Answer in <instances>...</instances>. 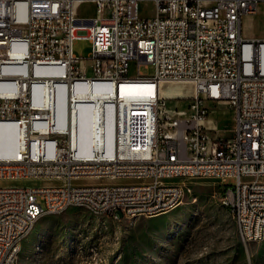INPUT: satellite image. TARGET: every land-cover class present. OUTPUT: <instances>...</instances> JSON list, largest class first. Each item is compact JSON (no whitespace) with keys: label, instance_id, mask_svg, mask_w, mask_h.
I'll return each instance as SVG.
<instances>
[{"label":"built area","instance_id":"1","mask_svg":"<svg viewBox=\"0 0 264 264\" xmlns=\"http://www.w3.org/2000/svg\"><path fill=\"white\" fill-rule=\"evenodd\" d=\"M142 1L153 2L150 15H141ZM262 2L0 0V126L16 134L13 153H0V179L41 180L36 187H0V264H13L43 210L83 205L132 219V211L174 209L185 194L177 170L218 181L220 203L243 245L263 240L264 39L241 34L242 17ZM84 3L94 6L93 16L78 15ZM77 38L90 42L87 58L73 53ZM149 63L154 73L142 74L139 66ZM134 81L188 83L197 101L226 102L230 135L205 124V105L162 132L159 94L150 97L151 119L139 122L134 107L141 100L127 105L113 97ZM86 87H96L98 98L110 88L102 99L114 101L112 111L107 104L94 110L88 139L79 134ZM228 177L236 183L225 184Z\"/></svg>","mask_w":264,"mask_h":264},{"label":"rangeland","instance_id":"2","mask_svg":"<svg viewBox=\"0 0 264 264\" xmlns=\"http://www.w3.org/2000/svg\"><path fill=\"white\" fill-rule=\"evenodd\" d=\"M141 15H150L154 4L142 1ZM95 14L94 6L84 3L80 17ZM245 38L264 39V2L251 15L241 19ZM91 44L86 38L73 41L75 55L87 58ZM131 64L129 74L135 73ZM139 71L154 73L153 64H141ZM137 86L139 82H130ZM149 91H131L125 99L149 96ZM131 86V88H132ZM149 92V93H148ZM108 93V91H107ZM162 96L157 101L162 132H172L170 124L179 118L189 120L195 106L208 109L207 122L223 137L230 135L233 113L226 102L197 101L192 86L183 82L162 83ZM129 95V97H128ZM151 95V94H150ZM135 118L141 112H134ZM185 194L174 209L153 216L115 219L94 214L83 207L72 206L61 213H44L23 237L18 264H264V237L246 246L240 240L230 210L220 203L222 185L210 178L191 177L182 180ZM236 183L228 177L227 185ZM40 179H0V187H36Z\"/></svg>","mask_w":264,"mask_h":264},{"label":"bare ground","instance_id":"3","mask_svg":"<svg viewBox=\"0 0 264 264\" xmlns=\"http://www.w3.org/2000/svg\"><path fill=\"white\" fill-rule=\"evenodd\" d=\"M135 82V81H134ZM140 84L137 86H132L131 83H124L121 84L120 87H118V89L115 90V93L113 94V97L115 99V101L119 100L120 97V101H124V103H127V105L130 104V100L132 99H139L141 100L140 102L138 101L137 106H135L134 108H137L138 112H141V114H137L139 117V122H147L151 119L152 113H153V108L150 105V97L152 95H154L155 97L157 96V94H161L162 96H164L162 94V84H160L159 86H153L150 83H146V82H139ZM149 84L151 86V90L152 92H148L149 96L144 95L143 97L137 98V97H133V98H128L125 99V97L127 96L128 93H130L131 91H135V92H143L144 90L149 91ZM132 86V88H131ZM82 87V86H80ZM84 89V91L87 94V102L85 104H82L79 107V121L82 124L83 129H80V137L88 139L90 138V122L92 120L93 117V113L94 110H96V108L98 106H100L101 104H107L108 108L112 111L113 109V105H114V101L110 100V99H102L104 97H107L109 95H111V89L110 88H106V91H104V94L101 96V98H98L97 96H95L94 94H96L97 92V88L96 87H90V88H82ZM108 91V93H107ZM151 94V95H150ZM129 97V95H128ZM123 105V104H122ZM143 118V119H142ZM137 119V118H136ZM142 125V123H141ZM209 125H212V122H210ZM214 122H213V126H214ZM159 126H161V124H159ZM16 142V134H15V128L12 126L9 127L7 125H3L0 126V153L3 155H10L12 154V150L11 148L14 147ZM191 177H195L194 174H192V172H190L189 170H177L176 171V178H183L187 179V178H191ZM74 206H79V207H83V205H74ZM231 212V211H230ZM44 213H52L51 210H43V214ZM143 215V211H132V219ZM153 215H157V214H149L148 216H153ZM112 216V215H111ZM36 222V220H35ZM34 222V224H35ZM33 224V226H34ZM33 226L31 227V229L33 228ZM26 235V234H25ZM24 235V236H25ZM264 237V224H263V229H262V238ZM21 242H20V246L19 248H17V252L14 253V262L13 264H18V256H19V252L21 249Z\"/></svg>","mask_w":264,"mask_h":264},{"label":"crops","instance_id":"4","mask_svg":"<svg viewBox=\"0 0 264 264\" xmlns=\"http://www.w3.org/2000/svg\"><path fill=\"white\" fill-rule=\"evenodd\" d=\"M210 122H212V125H209ZM208 123H209V124H208L209 127H213V119H209V120H208Z\"/></svg>","mask_w":264,"mask_h":264},{"label":"water","instance_id":"5","mask_svg":"<svg viewBox=\"0 0 264 264\" xmlns=\"http://www.w3.org/2000/svg\"><path fill=\"white\" fill-rule=\"evenodd\" d=\"M118 214H119L120 217H122V213L120 211H118Z\"/></svg>","mask_w":264,"mask_h":264}]
</instances>
